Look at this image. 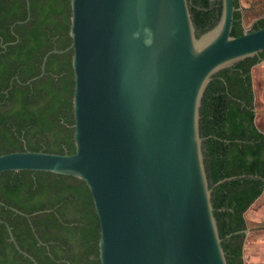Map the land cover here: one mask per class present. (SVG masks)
<instances>
[{
  "label": "water",
  "instance_id": "95a60500",
  "mask_svg": "<svg viewBox=\"0 0 264 264\" xmlns=\"http://www.w3.org/2000/svg\"><path fill=\"white\" fill-rule=\"evenodd\" d=\"M71 6L76 149L4 152L0 174L78 177L100 221V264H229L202 98L214 73L264 49V26L234 35V13L245 9L234 0H219L202 29L189 0H71ZM7 225L16 247L38 264Z\"/></svg>",
  "mask_w": 264,
  "mask_h": 264
},
{
  "label": "trees",
  "instance_id": "16d2710c",
  "mask_svg": "<svg viewBox=\"0 0 264 264\" xmlns=\"http://www.w3.org/2000/svg\"><path fill=\"white\" fill-rule=\"evenodd\" d=\"M189 3L195 26L208 27L219 0ZM71 16V0H0V154L75 151ZM234 16L233 34H243L242 10ZM261 26L264 14L252 29ZM263 58L264 49L214 73L202 98L203 141L229 264H245V212L264 191V131L252 81V67ZM0 220V264H37L16 247L7 222L38 264H100V221L74 175L0 174Z\"/></svg>",
  "mask_w": 264,
  "mask_h": 264
},
{
  "label": "rangeland",
  "instance_id": "374dc122",
  "mask_svg": "<svg viewBox=\"0 0 264 264\" xmlns=\"http://www.w3.org/2000/svg\"><path fill=\"white\" fill-rule=\"evenodd\" d=\"M245 6L243 24L245 29L252 28L254 21L264 14V0H240ZM252 81L255 92L257 125L264 131V58L252 67ZM248 227H253L250 237L255 239L264 235V191L253 203L246 214Z\"/></svg>",
  "mask_w": 264,
  "mask_h": 264
},
{
  "label": "crops",
  "instance_id": "0c3cea01",
  "mask_svg": "<svg viewBox=\"0 0 264 264\" xmlns=\"http://www.w3.org/2000/svg\"><path fill=\"white\" fill-rule=\"evenodd\" d=\"M255 201L253 203H255ZM249 208L246 210L245 216L247 212H249ZM248 228H250L248 232L251 233L253 227ZM250 233L246 235L244 242L245 264H264V235L262 237L252 239L250 237Z\"/></svg>",
  "mask_w": 264,
  "mask_h": 264
}]
</instances>
